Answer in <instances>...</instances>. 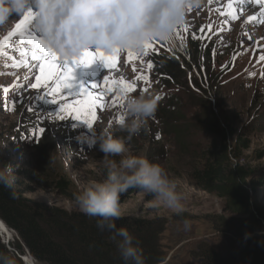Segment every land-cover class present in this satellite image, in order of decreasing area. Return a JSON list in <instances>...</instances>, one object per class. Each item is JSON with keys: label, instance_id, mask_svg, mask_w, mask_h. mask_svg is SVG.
Here are the masks:
<instances>
[{"label": "rangeland", "instance_id": "374dc122", "mask_svg": "<svg viewBox=\"0 0 264 264\" xmlns=\"http://www.w3.org/2000/svg\"><path fill=\"white\" fill-rule=\"evenodd\" d=\"M210 2L204 0L202 6L186 12L185 21L179 26L181 31H176L174 48L161 42H152L151 48L142 54L135 53L132 60L128 59L127 52L119 53L115 68H106L99 59L90 65L74 68V89L70 99H78L75 92L81 85L101 97L97 104L102 106L96 110L91 128L84 119L78 120L75 115L60 113L59 102L51 103L53 97L47 94L48 88L25 87L35 82V76L39 74V68L36 67L38 62L31 59L32 45L28 40H22L19 34L12 36L0 47V156L16 166H29L34 161L36 145L46 139L47 143H42L40 153L49 154L48 158H44L50 162L49 166L53 164L56 169H62L77 191L93 179H103L106 175L101 165L104 154L99 150L98 143H93L96 132L109 128L118 136H126L125 132L120 131L117 122L123 117L122 99L117 97H122L123 93L119 83L107 88L104 77L134 83L135 90L129 94H157L160 105L166 106L168 92L176 90V87L166 91L162 87L164 78L156 72L155 63L163 60L164 53L173 56L182 65H190L191 71L183 66L187 76L180 82L183 87L195 91V98L201 99L197 100V112L204 110L207 100L212 110L219 114L217 107H214L217 104L223 109L224 116L234 123L237 131L251 119L259 120L257 116L264 113V60L260 59L264 56V0H227L225 7L232 5L241 12L242 15L237 18L222 17L223 11L219 12L216 6L209 10ZM211 12L217 15V19L210 18ZM23 16L13 15L12 20L0 27V41L15 30ZM29 33L41 38L33 26L27 28L25 35ZM90 50L95 51L94 48ZM25 51L27 56L23 55ZM25 60L27 63H22ZM64 60L59 57L61 63ZM149 62L151 68L148 67ZM17 63L19 66H16ZM211 79L217 95L212 89H207L204 94L193 87V83L197 82L200 87L207 88ZM93 82L100 87L92 89ZM54 85L55 81L49 82V87ZM64 94L67 95L66 90ZM180 95L188 98L182 91ZM154 120L149 122L146 130L127 140V147L132 154L147 157L155 147L164 150V159L150 160L160 163L170 181L177 185V190L184 197V211L176 214L162 205L153 207V196L136 191L121 202L122 216L165 218L167 226L161 237L166 253L164 264H196L198 260L193 252L198 250L200 242L206 241L219 253L224 252L228 235L214 228L220 226L219 216L229 218L230 215L223 211L224 201L221 198L201 191L192 184L186 157L178 154L173 140L162 134V129L156 124L157 119ZM260 126L262 128L251 136L250 150L244 151V162L258 173L264 171V157L257 158L259 152H264V123L260 122ZM156 140L158 144L154 143ZM260 182H264V178ZM26 196L68 210H79L75 201L50 187H41ZM255 199L264 213V185L258 187ZM184 220L189 222L188 229L183 227ZM14 239L15 235L10 242ZM0 241L16 256L23 257L16 254L2 236Z\"/></svg>", "mask_w": 264, "mask_h": 264}, {"label": "trees", "instance_id": "16d2710c", "mask_svg": "<svg viewBox=\"0 0 264 264\" xmlns=\"http://www.w3.org/2000/svg\"><path fill=\"white\" fill-rule=\"evenodd\" d=\"M183 66L191 71L188 63L182 65L167 53L163 54L162 61L155 63L157 74L165 80L162 87L166 91L172 87L176 90L168 92L166 106L159 103L154 118L162 134L173 140L178 154L186 157L192 184L221 198L223 211L230 215L229 218L219 216L220 226L214 228L228 235L224 252L219 253L206 241L200 242L198 250L193 252L198 260L196 264H264V213L255 199L258 187L264 185L260 182L264 171L258 173L244 162V151L251 148L252 134L262 128L260 122L264 123V113L257 116L259 120L253 118L237 131L217 104L214 107L219 114L212 110L207 100L204 110L197 112L201 99L195 98V91L182 86L180 81L187 76ZM193 87L204 94L207 89H215L212 79L207 88L200 87L197 82ZM180 91L189 99L181 97ZM42 143H47L46 139L36 145L31 165L15 169L20 177L15 198L0 186V219L16 237L10 246L21 256L27 249L37 264H124L115 244L108 239L110 232H101L95 218H88L80 210H68L26 196L41 187H50L75 201L74 195L78 192L62 169L46 162L44 158L49 154L40 153ZM164 156V150L155 147L148 158L161 161ZM263 157V151L257 154L258 159ZM0 162L12 164L1 156ZM136 191L141 190L129 188L122 194L121 202ZM116 225L127 227L140 241L145 264H164L166 253L161 237L167 226L165 218L121 216ZM0 252L13 255L16 264H23L1 241Z\"/></svg>", "mask_w": 264, "mask_h": 264}, {"label": "clouds", "instance_id": "9594fccd", "mask_svg": "<svg viewBox=\"0 0 264 264\" xmlns=\"http://www.w3.org/2000/svg\"><path fill=\"white\" fill-rule=\"evenodd\" d=\"M190 3L196 6L203 0H0V27L13 15L20 17L31 9L36 13L35 32L62 60H72L93 48L105 54L117 50L142 54L152 42L176 46V31L184 23ZM159 103L157 94H123V119L118 126L126 136H118L109 128L96 132L93 143H98L104 154L101 165L106 175L89 181L74 195L79 210L95 218L101 232H110L108 239L124 264H145V254L130 230L116 225L122 216V194L135 187L154 197L153 207L162 205L176 214L184 211V197L165 168L146 155L132 154L126 143L147 129ZM16 167L0 162V186L13 198L20 179ZM183 227L188 229L187 220ZM0 264H16V259L0 252Z\"/></svg>", "mask_w": 264, "mask_h": 264}, {"label": "snow or ice", "instance_id": "6c2138e0", "mask_svg": "<svg viewBox=\"0 0 264 264\" xmlns=\"http://www.w3.org/2000/svg\"><path fill=\"white\" fill-rule=\"evenodd\" d=\"M191 10V5L188 6ZM36 13L29 9L23 16V19L15 26L14 31H10L3 39L0 41V47L3 46V43L7 42L12 36L19 34L21 39H27L28 42L32 45L31 59L37 61L36 67L39 68V74L35 76V82L26 85L25 87H31L32 89H42L48 88V95L52 96L53 99L51 103L59 102L60 113H65L67 115H75L76 119H84V122L88 124L91 128V121L96 118V110L102 105H98L97 101L101 97L95 94L93 91L81 85L78 90L75 92V96L78 99H70L73 96L74 89V77L73 71L74 68L80 65H90L95 62L97 59L102 60L106 68H115L117 66V61L119 58V50L112 54H105L103 51L97 49L94 52L90 49H85L79 58H72V63H69V60L65 59L63 63L59 61L58 54L50 48L42 38H39L33 34L25 35L27 31V25L33 23ZM264 15V13H262ZM152 47V43L147 44L146 50ZM128 59L132 60L135 53L129 50ZM23 55L27 56L25 51ZM261 60H264V56L260 57ZM22 63H27V61H22ZM16 66H19L17 63ZM148 67L151 68V62L148 63ZM135 70V69H134ZM147 79V77H145ZM55 81V85L49 87V82ZM119 83L121 92L123 94L130 93L135 90V84L130 83L124 80L113 81L109 77H104V84L107 88H111L114 84ZM100 85L96 82L91 84L92 89L99 88ZM65 90L67 95L64 94ZM5 92L8 91L7 88L4 89ZM15 99H19L16 97ZM117 99H122V97H117ZM15 103V100L13 101ZM59 115V113H58ZM63 119V116H60ZM123 117L118 119V123L122 120ZM35 139V137H33Z\"/></svg>", "mask_w": 264, "mask_h": 264}, {"label": "bare ground", "instance_id": "6f19581e", "mask_svg": "<svg viewBox=\"0 0 264 264\" xmlns=\"http://www.w3.org/2000/svg\"><path fill=\"white\" fill-rule=\"evenodd\" d=\"M210 4H209V10L212 9L213 6H216V9L221 12L223 11L222 13V17H227V18H237L238 15H242L240 11H238L237 9H234V6L232 5H228V7H225V3L227 0H210ZM204 2V0H203ZM191 5V10L194 9V8H197V7H200L202 6V3L201 4H198L196 6H193L191 3L189 4ZM250 8V7H249ZM241 9V8H240ZM252 9V8H251ZM189 10V8L187 9V11ZM210 18L212 20H215L217 19V15L216 14H212V12L210 13ZM33 26V23L27 25V28H31ZM178 32H180V28L178 27ZM0 232L2 233V237L4 239V241L7 243L9 242L10 243V240L12 239V237L15 235L14 232L7 228L3 222L0 223ZM23 258H26V264H35L34 262V258H30L28 254H24L22 255Z\"/></svg>", "mask_w": 264, "mask_h": 264}, {"label": "water", "instance_id": "95a60500", "mask_svg": "<svg viewBox=\"0 0 264 264\" xmlns=\"http://www.w3.org/2000/svg\"><path fill=\"white\" fill-rule=\"evenodd\" d=\"M1 222H3L1 219H0V223ZM4 223V222H3ZM4 225H5V223H4ZM6 226V225H5ZM7 227V226H6ZM8 228V227H7ZM0 236H2V233L0 232ZM26 254H28L29 255V257L32 259L33 257L29 254V252H28V250L26 249ZM22 260H23V262H25L26 263V258H23V257H20Z\"/></svg>", "mask_w": 264, "mask_h": 264}]
</instances>
